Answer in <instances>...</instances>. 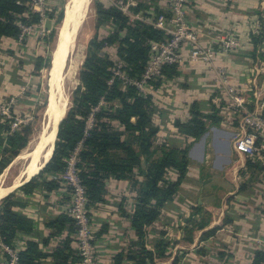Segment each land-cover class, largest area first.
I'll list each match as a JSON object with an SVG mask.
<instances>
[{"label":"crops","instance_id":"crops-1","mask_svg":"<svg viewBox=\"0 0 264 264\" xmlns=\"http://www.w3.org/2000/svg\"><path fill=\"white\" fill-rule=\"evenodd\" d=\"M132 1L129 12L135 14L131 7L140 4L136 13L144 17L139 20L147 23L168 8V0ZM105 5H113V0ZM187 15L199 42L213 46L217 53L212 61H195L191 46L186 45L181 62L175 65L178 74L163 75L161 84L148 91L156 108L153 121L159 127L155 147L163 143L186 146L187 136L179 131L175 121L190 120L194 103L204 115L213 114L216 119L207 122V131L199 139H188L191 144L186 177L174 199L163 207L160 218L146 228V246L155 250L158 238L168 237V251L162 257L167 258L168 264H254L256 253L264 251V155L252 159L234 150L241 112L233 106L217 77L219 70L225 69L237 93L247 101L248 109H256V94L264 93V0H188ZM50 25L52 30L54 21ZM224 36L235 38L239 47L221 50L219 40ZM47 38H29L21 44L17 38L2 37L0 97L15 94L24 89L29 77L42 75L35 72V62L44 56ZM111 47L115 58L117 49ZM47 176L52 179V175ZM176 176L177 172L170 169L168 178L174 180ZM225 179H231V187H222ZM105 181L104 199L92 208L98 264H116L120 255L121 264H136L127 255L137 247L138 236L131 219L138 186L128 178L108 177ZM60 183L52 191L40 185L29 196L21 195L27 201L22 211L33 219L36 234H21L14 244L22 249L27 240H37L40 250L47 253L38 264H53L50 254L68 236L71 246L77 249L76 226L73 231L66 227L53 234L47 225L63 213L68 215V193ZM162 230L167 232L161 234ZM51 234L48 244L44 243ZM4 260L0 251V264ZM155 264L165 262L155 257Z\"/></svg>","mask_w":264,"mask_h":264},{"label":"trees","instance_id":"trees-1","mask_svg":"<svg viewBox=\"0 0 264 264\" xmlns=\"http://www.w3.org/2000/svg\"><path fill=\"white\" fill-rule=\"evenodd\" d=\"M26 1L0 0V42L4 36L18 38L20 29L17 21L26 20ZM95 9L99 24L112 23L115 28L105 37H100L97 31L88 43V52L79 70L80 83L73 91L71 106L59 125L54 154L50 161L30 181L0 200V251L1 243L13 246L15 239L21 234H36L33 219L22 211L27 206L23 196H29L40 185L47 191L57 189L61 185L60 175L65 170L66 159L81 144L78 166L90 206L104 199L105 180L108 177L128 178L134 186H138L131 219L138 236L137 247L127 257L136 264H155V257L166 256L168 245L162 236L155 242V250L148 249L145 241L146 228L160 218L163 207L173 200L186 177L191 144L188 139H199L207 131V122H214L216 118L213 114L204 115L194 103L190 120L175 121L179 131L187 136L186 146L171 147L163 143L155 147L159 127L153 121L156 110L153 95L139 92L134 86L124 88L117 78L109 84L117 60L106 48L115 46L116 58L125 63L127 73L139 77L146 68L151 41L165 40L168 35L150 23L139 19L132 20L117 6H106L102 1L96 0ZM139 10L140 4L131 7L132 12ZM49 17L61 23L64 9L53 7ZM36 19L33 16L32 20ZM57 34L56 29L52 28L49 42ZM50 64L51 57L46 60L43 56L37 57L35 72L41 74L42 69L49 68ZM162 73L166 76L178 74L175 65L165 66ZM161 80L159 78L151 82V85L158 87ZM102 99L107 105L95 111ZM91 112H94V121L89 127L87 120ZM4 131L7 132L5 135ZM30 132V127L21 125L19 130L12 131L11 127L0 123V175L11 160L28 145ZM247 162L251 165L250 160ZM170 169L177 172L174 180L168 178ZM136 174L141 175V181L136 178ZM45 175H52V179ZM41 178L42 181L39 180ZM19 192L23 196H18ZM47 225L54 230L53 234L60 233L66 227L72 231L75 229L74 220L66 213L51 219ZM53 234L45 237L44 243L48 244ZM71 242L72 239L68 236L52 251L50 256L53 264L80 262L78 250L71 246ZM45 256L47 253L40 250L39 242L29 239L19 251L18 264H38ZM3 257L6 263L8 255L3 252ZM121 259L122 255L118 256L116 264H121ZM262 262L264 251H258L254 264Z\"/></svg>","mask_w":264,"mask_h":264},{"label":"built area","instance_id":"built-area-1","mask_svg":"<svg viewBox=\"0 0 264 264\" xmlns=\"http://www.w3.org/2000/svg\"><path fill=\"white\" fill-rule=\"evenodd\" d=\"M62 0H27L24 12L26 20H18L17 26L20 34L17 38L19 43H24L29 38L44 39L49 36L50 30L47 27L51 9ZM20 2V1H19ZM188 0H168V8L155 16L150 24L163 30L168 37L165 40L151 41L150 55L146 68L139 77L131 76L125 69V63L116 58V65L113 70V77L109 84L117 78L122 86H134L139 92L148 93L153 87L151 82L163 76V68L167 65H177L182 60V50L186 45L191 46V57L195 61H212L217 51L213 46L202 45L191 25L187 15ZM134 4L132 0H115L113 5L128 13L132 20L143 19L140 13H131L128 8ZM130 9V8H129ZM36 16V20H32ZM1 19V17H0ZM221 50L232 51L239 47V42L233 37H222L219 40ZM220 87L230 96L233 106L241 112L238 119V130L233 139V148L236 152L254 158L264 155V93L259 91L257 95V107L249 110L247 101L237 93L236 87L229 79L225 69H220L217 77ZM107 105L104 99L95 107L98 111L101 106ZM94 121V112L88 117V126L91 127ZM20 124V123H19ZM19 124L17 126H19ZM16 129H13L14 131ZM82 145L79 144L73 154L66 159L65 170L60 179L65 186L71 188V200L67 206L68 215L76 225L75 243L80 256L79 264H98L95 239V226L91 215L89 198L86 188L80 177L78 156ZM1 248L8 255V261L4 264H18L20 248L17 245L1 243Z\"/></svg>","mask_w":264,"mask_h":264},{"label":"rangeland","instance_id":"rangeland-1","mask_svg":"<svg viewBox=\"0 0 264 264\" xmlns=\"http://www.w3.org/2000/svg\"><path fill=\"white\" fill-rule=\"evenodd\" d=\"M71 1L72 0H62L60 1V3L55 4V6L58 7V9L63 8L66 14V10L68 12V9L70 7L69 4ZM95 1L96 0H92L90 4L89 12L87 14L84 25L82 27V31L78 36V43L76 46L75 53L73 55V59L75 62V72H74L75 75L73 76V78L71 79L69 83L70 86L68 84L66 88L67 94L69 96V99L67 101L68 109L72 103L73 91L77 88V86L80 83L79 70L88 52V48H89L88 42L90 41L92 36L97 31L100 37H105V35H109L112 30V28L110 27V25H113L112 23L111 24L109 23L99 24L98 23L97 13L95 9ZM100 1H102L104 4H107L110 2V0H100ZM54 24H55L54 28L56 29L58 34H57V37L52 42H49V38L46 39L47 44H46V48H45L44 56H43L45 60L48 59L49 57L52 58V52L56 46L58 36H60V32L62 29L61 27L62 22L57 23V21L54 20ZM50 33H49V36H50ZM107 49H108L109 54L114 57V48L110 46ZM2 61H4V59L0 58V62ZM48 71H49V68H44L42 70V75L40 76L35 75L32 77H29V79L26 81L24 85V89H21L18 92L16 91V93L13 95L5 94L0 97V123H3L7 125L8 127H11L12 130L13 129L19 130L21 125L22 127L24 126L30 127L31 132H30L29 143L34 137H36L39 134V132L42 129V124L45 123L46 118L44 114H45V109L48 104V97H49V86L47 82ZM67 105L65 109L67 108ZM18 124L19 126H17ZM6 133L7 132L4 131L3 135H5ZM0 150H2V148H0ZM16 158L11 160L10 164L8 165L9 167H6L0 175V177L4 175L3 176L4 184L8 185L13 181L14 177L19 173V170L21 169L24 163L22 162L21 159L16 160ZM137 175L138 177L136 178L139 181H141L142 180L141 175L139 174ZM227 178H230V176L227 175ZM105 184H106V181H105ZM224 184L225 186L221 184L223 188L231 187L232 186L231 179H225ZM66 189L68 193V197H67V202H68L67 205H68L71 200V188L70 186H67ZM18 196H21L20 192L18 193ZM93 207L94 205L90 206L92 216H93V211H92ZM164 232H167V231L162 230L160 233H164ZM164 241L169 246L167 242L168 237H164ZM167 251H168V248H167ZM159 260H161V262L164 261L165 264L166 263L168 264L167 258H159Z\"/></svg>","mask_w":264,"mask_h":264},{"label":"bare ground","instance_id":"bare-ground-1","mask_svg":"<svg viewBox=\"0 0 264 264\" xmlns=\"http://www.w3.org/2000/svg\"><path fill=\"white\" fill-rule=\"evenodd\" d=\"M88 1L72 0L69 4V12L66 10V17L61 24L62 29L56 42L58 47L55 46L48 71L49 103L47 105V121L42 124L39 134L28 143L16 158V160L21 159L24 163L13 181L7 185L3 183L4 175L0 177V200L13 189L36 175L53 153L58 123L67 110L65 107L69 96L66 88L75 75V62L73 59L75 53L73 49L77 46H75V38L79 28L82 31L83 21L85 22L86 19L85 15L89 12L92 1L89 4Z\"/></svg>","mask_w":264,"mask_h":264},{"label":"water","instance_id":"water-1","mask_svg":"<svg viewBox=\"0 0 264 264\" xmlns=\"http://www.w3.org/2000/svg\"><path fill=\"white\" fill-rule=\"evenodd\" d=\"M92 1V0H91ZM88 12V11H87ZM86 17H87V15H85ZM65 17H66V15H65V10H64V17H63V20H62V23L64 22V19H65ZM83 23H84V21H83ZM51 20L49 19L48 20V28H51ZM84 25V24H83ZM82 25V26H83ZM81 30V28H79V30H78V33H77V36H76V38H75V46L77 45V43H78V35L80 34V31ZM56 45H57V43H56ZM58 46H56V48H57ZM76 49V48H75ZM75 49H73L74 51H75ZM49 101V100H48ZM49 103V102H48ZM48 105V104H47ZM67 109H68V106H67ZM66 113H67V110H66ZM66 113H65V115L60 119V121H59V123H58V130H59V125H60V123H61V121L63 120V118L66 116ZM45 121H47V117H46V115H47V107H46V109H45ZM57 136H58V131H57ZM57 136H56V139H57ZM55 144H56V141H55ZM54 149H55V145H54ZM54 154V150H53V153H52V155ZM52 155H51V157L47 160V161H45V163H44V165L41 167V169L37 172V174L38 173H40V171L46 166V164L50 161V159L52 158ZM36 174V175H37ZM35 176V175H34ZM32 178H30L29 180H27L26 182H24L23 184H25V183H27L28 181H30ZM23 184H21V185H19L18 187H20V186H22ZM18 187H16L15 189H13L11 192H13V191H15ZM10 192V193H11ZM10 193H8L7 195H9ZM7 195H5V196H7ZM4 196V197H5Z\"/></svg>","mask_w":264,"mask_h":264}]
</instances>
